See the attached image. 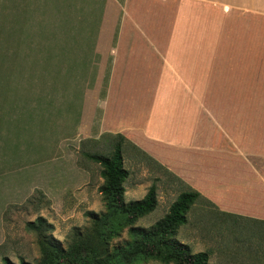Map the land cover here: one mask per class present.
<instances>
[{
    "label": "rangeland",
    "instance_id": "rangeland-1",
    "mask_svg": "<svg viewBox=\"0 0 264 264\" xmlns=\"http://www.w3.org/2000/svg\"><path fill=\"white\" fill-rule=\"evenodd\" d=\"M6 1L0 0V97L5 96L2 91L11 93L10 99H2L10 104L6 112H11V122L7 117L2 123L0 105V264L4 257L13 264L40 260L35 236L24 229L27 221L46 218L53 225V237L66 248L75 235L91 228L85 212L105 213L98 192L103 183L100 166L85 154L109 155L119 141L116 135L125 139L120 142L123 166L129 172L125 201L142 199L151 185L157 189L156 209L137 219L134 228L153 226L168 213L179 193L189 188L198 192L184 178L189 173L185 168L179 172L184 177L170 169L181 165L177 161L185 155L152 156L124 134L94 136L96 127L90 124L92 114L86 108L91 111L90 104L96 101L99 78L109 75L103 48L112 42V36L105 33L107 19L98 18L95 4L88 3L84 12L78 3L73 8L70 4L69 12L62 11L64 4H60L51 20L41 15H50V10L38 12L39 7L37 18L22 20L26 33L19 34L10 18L18 4ZM247 1L248 12L222 2L179 0L171 4L172 40L201 46L196 52H183L188 59L195 53L201 62L182 72L196 81L190 83L191 89L203 92V106L215 114L222 128L234 129L239 136L244 124H264V14L259 13L264 11V0ZM50 25L58 33L54 43L44 34L50 33ZM100 31L105 34L98 35ZM34 94L42 124L16 127L17 109L23 108V101H33L29 98ZM153 150L162 153L157 147ZM171 154L175 159L167 157ZM200 195L202 199L187 212V223L178 228L175 238L187 244L192 254L206 252L207 264H264V224L229 217L223 214L229 203L220 209ZM127 230L110 241L111 248L130 240ZM140 264L161 263L152 258Z\"/></svg>",
    "mask_w": 264,
    "mask_h": 264
},
{
    "label": "crops",
    "instance_id": "crops-1",
    "mask_svg": "<svg viewBox=\"0 0 264 264\" xmlns=\"http://www.w3.org/2000/svg\"><path fill=\"white\" fill-rule=\"evenodd\" d=\"M175 1L179 0L6 2L18 4L17 13L10 18L14 19L12 28L18 27L19 34L26 33L22 20L37 18L39 7L44 10L38 12L50 10V15H41L51 20L55 16L53 10H58L60 4H64L62 11L66 12H69L70 4L73 8L74 3H78L83 12L88 3L95 4L98 18L107 19L108 31L105 33L112 36V42L103 48L109 75L105 80L99 78L100 90L93 97L96 101L91 102V111L86 108V112L92 114L90 124L96 127L94 136L104 132L124 134L132 144L152 156L161 158L163 152L185 155L177 161L182 162L181 165L170 167L172 171L184 177L179 172L181 168L186 169L189 173L184 178L194 183L198 192L210 198L220 209L225 207L222 204L229 203L225 214L264 223V147L261 145L264 144V124H244L243 133L239 136L234 129L222 128L215 114L203 106V92L192 90L191 84L196 81L188 80L186 71L182 72L186 67L200 66L201 60L196 59L195 53L194 58L188 59L183 52H196L201 50V46L180 39L172 40V31L175 30L171 26V4ZM192 1L213 5L228 3L231 8L245 12H248L249 4L247 0ZM259 13L264 14V11ZM50 27V33L44 34H49L50 43H54V35L58 33L53 25ZM105 33L100 31L98 35ZM1 94L5 96H1L0 100L10 99L9 91H2ZM36 95L29 98L33 101H23V108L17 109L16 127L20 124L27 127L42 124ZM0 103L4 111L1 114L2 123L7 117L11 122V112H6L9 102L2 100ZM204 115L207 117L205 120ZM17 130L21 131V128ZM154 147L162 153L153 150ZM170 156L172 154L167 155L175 159Z\"/></svg>",
    "mask_w": 264,
    "mask_h": 264
},
{
    "label": "trees",
    "instance_id": "trees-1",
    "mask_svg": "<svg viewBox=\"0 0 264 264\" xmlns=\"http://www.w3.org/2000/svg\"><path fill=\"white\" fill-rule=\"evenodd\" d=\"M114 138L119 141L114 142L109 155L85 154L88 160L100 166L103 183L98 192L105 213L85 212L84 216L92 222L91 228L85 234L75 235L66 248L53 237V225L46 218L38 216L27 221L24 229L35 236L39 249L40 260L36 264H140L152 258L161 264H207L206 252L192 254L187 244L175 238L178 228L187 223V212L202 199L197 191L189 188L179 193L168 213L150 228L132 226L137 219L156 209L157 189L151 185L142 199L125 201L124 183L129 172L123 166L120 143L125 139L121 135ZM125 228L130 240L111 248L110 241ZM1 262L13 264L6 257ZM20 264L31 263L21 261Z\"/></svg>",
    "mask_w": 264,
    "mask_h": 264
}]
</instances>
